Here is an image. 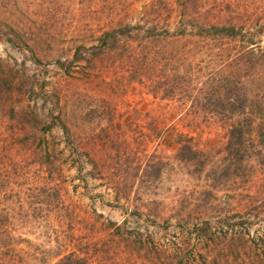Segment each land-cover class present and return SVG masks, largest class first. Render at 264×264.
Returning a JSON list of instances; mask_svg holds the SVG:
<instances>
[{
  "label": "rangeland",
  "instance_id": "rangeland-1",
  "mask_svg": "<svg viewBox=\"0 0 264 264\" xmlns=\"http://www.w3.org/2000/svg\"><path fill=\"white\" fill-rule=\"evenodd\" d=\"M233 106L264 116V0H0V264H264Z\"/></svg>",
  "mask_w": 264,
  "mask_h": 264
},
{
  "label": "trees",
  "instance_id": "trees-1",
  "mask_svg": "<svg viewBox=\"0 0 264 264\" xmlns=\"http://www.w3.org/2000/svg\"><path fill=\"white\" fill-rule=\"evenodd\" d=\"M204 29L207 34L210 33H219L220 35L230 36L237 32V28L235 25L229 22H222L219 24H200L198 29ZM200 31V30H198ZM106 33V34H105ZM108 32H104L105 35ZM250 39V38H249ZM248 43H253L252 41L248 40ZM78 48V47H77ZM77 57V56H74ZM258 103V102H257ZM233 109H224L220 111L221 113H227L230 115L229 120V128L227 132V140L228 146L233 147L234 152L241 151L244 146L243 142L245 138H251L252 134L255 136L256 142L261 144L264 149V116L260 115L261 113L258 112L260 109L258 107L251 108L247 112L243 110V106L241 108H234ZM240 115V116H239ZM181 135L179 133L173 134V141L180 142ZM260 150H257V153ZM195 152L190 148V146L186 142L180 143L177 155L179 158L188 159L193 157ZM53 264H88L86 258L84 256H77L72 251H69L65 254H62L54 261Z\"/></svg>",
  "mask_w": 264,
  "mask_h": 264
}]
</instances>
